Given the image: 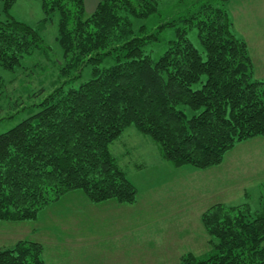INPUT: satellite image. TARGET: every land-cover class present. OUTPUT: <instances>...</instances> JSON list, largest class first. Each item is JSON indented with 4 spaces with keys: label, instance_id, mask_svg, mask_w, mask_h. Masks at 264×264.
<instances>
[{
    "label": "trees",
    "instance_id": "16d2710c",
    "mask_svg": "<svg viewBox=\"0 0 264 264\" xmlns=\"http://www.w3.org/2000/svg\"><path fill=\"white\" fill-rule=\"evenodd\" d=\"M18 0H0V65L15 72L42 48L40 32L10 14ZM47 25L58 20L61 85L39 112L0 134V222H34L72 192L92 204L133 205L138 190L111 146L130 127L149 137L174 168L208 170L238 144L264 138V79H256L248 43L234 29L228 4L215 0L180 17L183 27L159 60L151 46L164 29L137 26L157 0H104L87 15L84 0H40ZM194 7V6H192ZM194 10V11H193ZM195 28L205 53L188 38ZM106 57L115 59L102 67ZM91 67V78L69 85ZM6 85L0 79V98ZM210 251L180 264H264V211L214 205L202 215ZM38 242L0 249V264H46Z\"/></svg>",
    "mask_w": 264,
    "mask_h": 264
},
{
    "label": "rangeland",
    "instance_id": "374dc122",
    "mask_svg": "<svg viewBox=\"0 0 264 264\" xmlns=\"http://www.w3.org/2000/svg\"><path fill=\"white\" fill-rule=\"evenodd\" d=\"M208 1L215 2L157 0V13L137 22V26L146 25L155 32L161 25L174 21L176 27L160 32V42L151 46L153 61L159 60L168 41L176 38L175 30L183 27L180 17H186L188 11ZM227 7L234 12L236 28L246 30L250 44L258 50L262 58L258 76L264 75V0H236ZM10 14L36 28L44 43L42 48L27 55L15 72L0 65V79L6 85L0 98V134L39 112L38 105L67 80L61 78L64 61L57 42L59 17L55 16L47 25L42 23L44 12L40 0H18ZM187 35L205 59L197 30L191 29ZM114 62V58L106 57L102 67H111ZM71 75H80L69 84L77 88L91 78V67L76 73L74 70ZM257 143L239 146L218 168L198 172L190 178L183 172L180 176L163 169L158 146L130 127L112 144L111 153L138 190L136 204L121 206L112 201L95 205L87 201L83 192H76L41 212L37 221L0 222V249L13 248L20 241L38 242L44 248L46 264H180L181 258L189 253L206 256L210 248L204 243L206 230L199 211L216 202L225 206L247 205L252 212L264 211V142ZM227 180L233 187L226 186ZM189 181L202 193V204L183 215L177 211V203L182 191H189L185 187ZM206 185L211 188L205 192ZM71 195L79 196L75 199L82 196L91 208L84 207L83 200L70 202ZM206 195L208 199L204 200ZM151 214L157 222L151 223ZM126 221L137 226L128 223L131 227L128 228Z\"/></svg>",
    "mask_w": 264,
    "mask_h": 264
},
{
    "label": "crops",
    "instance_id": "0c3cea01",
    "mask_svg": "<svg viewBox=\"0 0 264 264\" xmlns=\"http://www.w3.org/2000/svg\"><path fill=\"white\" fill-rule=\"evenodd\" d=\"M102 1H104V0H84V9H85V12H86V14L87 15H91V14H93L95 11H96V9H97V7H98V5L102 2ZM235 2H236V0H234V1H232V2H230L229 4H230V6L232 5V4H235ZM229 4H228V6H229ZM229 8V7H228ZM234 8H235V5H234ZM229 12H230V15H231V17H232V20H233V22H234V29H235V32H236V34L240 37V38H242V39H244L247 43H248V46H249V51H250V55H251V58H252V61H253V65H254V75H255V77H256V79H264V75H262V76H258V66L260 65L259 64V62L261 61V59L262 58H260V56L258 55V50L255 48V47H252V45L250 44V38H249V36H248V34H247V32H246V30H244V31H242V30H238L237 28H236V23H235V16H234V12L232 11V8L230 9L229 8ZM257 142H264V138H254V139H251V140H248V141H245V142H242V143H240V144H238L232 151H230V152H228L227 154H226V156H225V158H224V161H223V163H225V160H226V158H227V155L228 154H230L231 152H233V151H235V150H237V148L239 147V146H241V145H243V144H258ZM245 146V145H244ZM160 156V155H159ZM242 159H245V157H243ZM161 161L163 162V164H164V166L165 167H163V169H166V170H169L171 173L173 172V173H178V175H180V176H182V173H180V172H183V175L184 176H188V177H193V176H195L196 174H198V172H208V171H210L211 169H213V168H211V169H208V170H197V169H195V168H193V167H190V166H185V167H182V168H178V169H175L170 163H168V162H165V161H163L162 159H161ZM222 163V164H223ZM168 164H170V165H168ZM220 166V165H219ZM219 166H217V168L219 167ZM174 168V169H173ZM214 168H216V167H214ZM225 184H226V186H229L230 188L231 187H233V183L231 182V181H229V180H227V181H225ZM247 185V184H246ZM246 185L243 187V190H246ZM196 185H193V183H191L190 181L188 182V184L185 186L186 188H188L189 189V191H182L183 193V195L181 196V198H180V201H178V203H177V211H179V212H182L183 213V215H184V212H188V211H193V210H195L199 205H201L202 204V193L201 192H198L197 191V188L195 187ZM183 187V186H182ZM209 188H211V187H209V185H206V188H205V192L207 191V189H209ZM73 193H76V192H72V193H70V194H73ZM70 194H67V195H65V196H63L57 203H54L53 205H51V206H54V205H57V204H59L60 202H61V200L64 198V197H66V196H68V195H70ZM243 194V193H242ZM244 195V194H243ZM71 196H73V197H71ZM71 196H69L68 198H70L69 199V201L70 202H72V201H74V200H83V202H84V207H88V208H91L90 207V205H89V201L87 202V201H85L84 200V198L81 196V198L80 199H75V198H77L76 196H78V195H71ZM79 197V196H78ZM86 198V197H85ZM205 199H208V196L206 195L205 197H204V200ZM208 201H210V200H208ZM208 201L206 202V204L208 203ZM79 202H81V201H79ZM109 202H112V201H108V202H105V203H109ZM114 202V201H113ZM105 203H101V204H105ZM115 203H117V202H115ZM136 203H137V201H136ZM135 203V204H136ZM92 204V203H91ZM117 204H119V203H117ZM205 204V203H204ZM217 204H219V203H214V204H212L211 206H209V208L210 207H213L214 205H217ZM95 205H100V204H95ZM119 205H124V204H119ZM134 205V204H133ZM208 205V204H207ZM210 205V204H209ZM51 206H49V207H51ZM124 206H127V205H124ZM130 206H132V205H130ZM226 206H229V205H226ZM48 207V208H49ZM114 207V206H113ZM115 208V207H114ZM209 208H207V210L209 209ZM47 209V208H46ZM45 209V210H46ZM44 210V211H45ZM207 210H201V211H199L198 212V216H199V219H200V222H201V217H202V214L205 212V211H207ZM148 212H150L149 210H148ZM148 215H149V213H148ZM157 219H159V218H157ZM149 220L151 221V223H154V222H157V220H155L153 217H152V214L150 215V218H149ZM37 221V220H36ZM131 224V227H133L134 225L135 226H137L136 224L137 223H133L132 221H126L125 222V224L127 225V224ZM150 223V224H151ZM129 224H128V226H129ZM130 226L128 227V228H131ZM203 229H204V227H203ZM206 232V231H205ZM198 233H200V232H198ZM209 241H210V237L208 236V234H207V232H206V237H205V240H204V243H206V244H208L209 243ZM206 246V245H205ZM208 247H209V245H208ZM206 252H208V250L206 251Z\"/></svg>",
    "mask_w": 264,
    "mask_h": 264
}]
</instances>
